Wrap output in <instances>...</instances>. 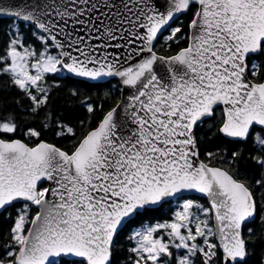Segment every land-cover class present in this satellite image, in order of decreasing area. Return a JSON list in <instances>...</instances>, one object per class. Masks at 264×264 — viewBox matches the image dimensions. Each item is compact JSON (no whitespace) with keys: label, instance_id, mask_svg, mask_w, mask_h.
<instances>
[{"label":"snow or ice","instance_id":"6c2138e0","mask_svg":"<svg viewBox=\"0 0 264 264\" xmlns=\"http://www.w3.org/2000/svg\"><path fill=\"white\" fill-rule=\"evenodd\" d=\"M0 30V91L16 89L42 128L71 140L35 127L24 133L35 142L9 138L18 124L0 103V216L13 219L0 264H117L122 251L126 264H253V242L264 246V0H0ZM161 39L175 54L159 53ZM62 73L119 78L123 95L108 108L85 101L100 115L81 132L49 112V79ZM217 109L221 136L257 145L230 153L255 163L251 184L211 166L217 153L201 159L198 130ZM191 192L205 202L144 224Z\"/></svg>","mask_w":264,"mask_h":264},{"label":"trees","instance_id":"16d2710c","mask_svg":"<svg viewBox=\"0 0 264 264\" xmlns=\"http://www.w3.org/2000/svg\"><path fill=\"white\" fill-rule=\"evenodd\" d=\"M189 17H183V22L186 24ZM7 23V20L4 21ZM4 39L3 32L0 30V41ZM161 55L175 54L174 49H169L164 41L159 40L158 49ZM49 83L59 84V88L55 89L54 96L49 104V112L55 114V117L70 123L79 131H87L95 125L100 113L90 114L87 111L85 101L88 103L96 102L104 104L105 108L113 106L121 99L120 85L117 79H112L104 83H92L82 79H77L66 75V73L51 76ZM9 81L7 78L0 79V89L7 88ZM102 85V86H94ZM76 92L73 96L72 93ZM19 100L22 107L17 106ZM0 103L4 105V112L11 113L15 116L18 124V131L10 134L9 138L21 139L26 143L35 142L34 139L27 137L24 133L30 127H35L42 132L41 139L51 143H56L58 146H67L71 143L69 138H57L53 134L51 128H42V124L46 121L43 116L33 117L28 112V102L24 100L22 95L14 88L8 91H0ZM222 116V111L217 109L215 118L208 120L198 130L200 139L201 159H206L205 153L208 151L217 153V157L211 162V166L220 167L230 172L239 179L247 181L251 184L252 177L257 175L258 169L254 162L247 157L244 161L233 163L230 160V153L238 151L241 153H250L257 145L251 141L248 143L233 141L229 138L221 136L216 130V124ZM227 161V162H226ZM188 199L197 200L201 203L205 201L198 196L189 197ZM175 202L171 206L165 205L155 213L150 214L144 219V224L150 225L155 223H163L170 221L173 218L176 209ZM15 213L12 214L14 217ZM13 226V219L7 215L0 216V245L6 244L10 238V229ZM139 224L134 228L138 229ZM119 248L121 250L131 246L125 233L120 234ZM2 251V249H0ZM253 264L264 256V246H261L260 241H254L252 247ZM127 253L121 252V256L117 260V264H126L124 257Z\"/></svg>","mask_w":264,"mask_h":264},{"label":"water","instance_id":"95a60500","mask_svg":"<svg viewBox=\"0 0 264 264\" xmlns=\"http://www.w3.org/2000/svg\"><path fill=\"white\" fill-rule=\"evenodd\" d=\"M67 74V73H66ZM68 76L70 77H73V78H77V79H82V80H85V81H88V82H92V83H104V82H107V81H110L112 79H117L119 80V78H104L103 80H100V81H94V80H90V79H87V78H80V77H76L74 75H69L67 74ZM125 92L127 91V89L124 90ZM123 93L121 92V97H122ZM226 170V169H225ZM193 196H198L200 197V194L198 193H195V192H191V193H185V197H193Z\"/></svg>","mask_w":264,"mask_h":264},{"label":"rangeland","instance_id":"374dc122","mask_svg":"<svg viewBox=\"0 0 264 264\" xmlns=\"http://www.w3.org/2000/svg\"><path fill=\"white\" fill-rule=\"evenodd\" d=\"M186 199H188V198H185V199H182V200H179V201H174L175 204H176V206L174 207L176 209V211L179 210L180 206L185 202ZM195 201H197V200H195ZM197 202H200V201H197Z\"/></svg>","mask_w":264,"mask_h":264}]
</instances>
